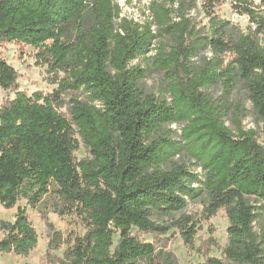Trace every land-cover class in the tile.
<instances>
[{
    "label": "trees",
    "instance_id": "obj_1",
    "mask_svg": "<svg viewBox=\"0 0 264 264\" xmlns=\"http://www.w3.org/2000/svg\"><path fill=\"white\" fill-rule=\"evenodd\" d=\"M224 1L205 0L208 25L198 27L187 16L193 0H153L143 24L115 0H0V46L33 47L58 85L47 94L17 89L0 107V204L27 201L13 221H0V254L27 256L38 245L30 206L75 214L85 225L56 264H173L172 253H157L141 235L177 229L194 249L197 220L174 214L202 200L206 218L225 209L229 223L222 256L199 264H264V225L255 228L264 144L230 101L241 85L264 136V0H229L249 18L246 33L216 13ZM163 36L172 43L153 48ZM139 58L164 74L171 102L143 88ZM18 77L0 58V87L13 89ZM217 85L223 95L214 100L204 90ZM231 111L237 133L226 125ZM176 122L185 123L182 141L164 131ZM81 142L88 153L78 159ZM184 152L187 161L174 160ZM62 242L54 232L51 247Z\"/></svg>",
    "mask_w": 264,
    "mask_h": 264
},
{
    "label": "rangeland",
    "instance_id": "obj_2",
    "mask_svg": "<svg viewBox=\"0 0 264 264\" xmlns=\"http://www.w3.org/2000/svg\"><path fill=\"white\" fill-rule=\"evenodd\" d=\"M122 8V15L128 19L134 20L140 24L152 19L150 13V3L153 0H115ZM196 4L193 8L188 9L187 16L193 24L198 27L208 25V17L206 16L204 3L205 0H193ZM216 13L225 20H229L238 30L246 33L249 31L250 22L246 15L239 14L233 10L230 1L225 0L222 4L215 8ZM176 20L178 18L176 17ZM156 26H154L155 28ZM158 41L171 44V40L167 36L160 37L153 43V48L158 46ZM155 54V51L151 53ZM211 56L209 52L206 54ZM204 56V55H203ZM0 58L6 59L18 71L19 77L17 85L10 90H4L0 87V107L8 99H13L16 95V90L25 91L29 95L36 91L44 94L51 93L57 88L54 83L56 76L49 72L46 64H41L37 61L36 50L31 46L20 45L16 43H6L0 46ZM133 64H140L147 69V76L142 81V86L145 90L161 97L164 93L168 101L172 98L169 93H165L168 86L164 74L151 65L149 59L139 58L133 61ZM214 100H219L223 95L222 85H217L204 90ZM73 95H79L85 98V95L79 92H72ZM68 100V96L65 97ZM232 111L235 108H240L243 111V125L246 129L253 128L258 133V141L264 144V136L262 132V122L256 114L253 104L250 101L246 90L239 85L233 92L230 98ZM61 111L67 113L68 106L61 108ZM232 111L225 118L228 128L237 133L232 121ZM184 122H176L164 126V131L167 134L171 133L173 140L182 141ZM87 150L81 142L80 149L75 153L78 159L87 155ZM189 156L187 153L177 155L175 161H187ZM194 161H192L193 163ZM193 170L201 171L200 168L193 166ZM49 202L48 204H53ZM18 206H27L26 200H20L14 208L6 209L0 204V221H13L17 212ZM28 215L37 230L39 239L38 245L27 256L17 255L14 253L0 254V264H56V262L64 256L66 249L73 244L74 239L78 235H83L86 232L83 221L77 215H60L52 209L46 211L47 208L34 209L27 207ZM183 214L191 215L198 222V232L195 236L194 249H190L184 242L181 233L177 229L170 230L167 234L160 237H155L152 234H142L148 242H155L157 245V253L161 251L169 252L174 255L175 261L173 264H199L204 262L209 257H221L222 251L228 241V216L225 209H220L218 213L211 218L204 216V203L202 200L189 201L187 207L174 214V217H180ZM158 222L169 220L168 217H156ZM264 225V209L260 210V217L255 224V228L259 231L260 226ZM54 232H59L63 242L57 249L51 247L50 242ZM3 232L0 230V238ZM157 264H165L162 258H156ZM146 264V263H145Z\"/></svg>",
    "mask_w": 264,
    "mask_h": 264
}]
</instances>
